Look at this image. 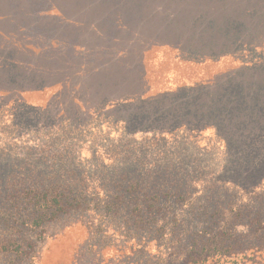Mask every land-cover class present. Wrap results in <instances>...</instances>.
Listing matches in <instances>:
<instances>
[{"label": "rangeland", "instance_id": "374dc122", "mask_svg": "<svg viewBox=\"0 0 264 264\" xmlns=\"http://www.w3.org/2000/svg\"><path fill=\"white\" fill-rule=\"evenodd\" d=\"M79 1L86 7L70 10L71 69L80 60L107 72L69 73L36 98L1 81L0 158L36 169L46 156L70 166L56 171L61 180L76 182L70 170L85 162L100 176L106 159L175 207L162 210L165 233L141 234V251L131 248L139 240L127 237L128 226L116 220L92 232L86 212L42 233L0 224V244H38L33 264H264V0H69ZM104 74L114 86L90 88ZM105 95L112 101L98 104ZM203 243L233 244L232 253L190 263L189 244Z\"/></svg>", "mask_w": 264, "mask_h": 264}, {"label": "trees", "instance_id": "16d2710c", "mask_svg": "<svg viewBox=\"0 0 264 264\" xmlns=\"http://www.w3.org/2000/svg\"><path fill=\"white\" fill-rule=\"evenodd\" d=\"M108 72L113 71L109 70ZM82 73L86 72L75 74ZM102 76L106 82L100 79L93 80L95 82L91 83L90 88L100 90L102 88L110 89L109 86H114L111 75L104 74ZM11 81L16 82L13 79ZM19 94L23 97L29 96L20 90ZM36 96L31 97L36 98ZM105 96H107L105 100L99 98L97 103L109 104L112 100L108 95ZM129 102H133V99H130ZM36 103L35 100L28 102L33 106ZM45 157L37 158L42 161H36L38 162L34 165L36 169L28 166L29 164L20 168L17 162L0 158V162L6 163L2 167L3 173L0 176L4 182L6 181V188L2 190L3 192L0 191V217L2 218L0 224L10 229L9 231H13L11 229L18 230L22 225L28 224L34 229L33 232L42 229L40 230L42 233L43 227L50 222L69 216L73 212H86L93 217V221L89 224L92 232L102 230L105 222L115 225L114 221L116 220H119L124 226H128L127 237L139 240L136 244H131V248L139 251L147 248V244H141L143 242L142 233H165L162 210L168 203L162 201L163 194L159 187L153 189L152 194H149L143 178L129 180L127 174L113 170L114 167L111 164H104L106 159H103L102 165H100L104 167L101 170L103 175L97 176L94 164H92V170L83 169L82 167H87V163L84 162L79 165L82 169L80 173L74 170H70L68 173L72 176L80 175L78 182L69 179L64 181L61 178H64L65 175L59 174L60 172L56 173V171H62L70 166L67 165L62 169V165L58 166L59 164L49 165ZM62 158L65 159V162L71 161L68 156L66 159L63 154ZM29 163L32 162L29 161ZM52 170H55V173L51 172ZM34 171L42 174L40 180L32 183L33 178L23 179V176L33 177ZM104 176H107V179H100ZM127 179L128 181H126ZM22 181L25 186L19 188ZM187 206L189 207V204ZM173 207L175 204L167 206L169 209ZM110 229L109 227L108 230ZM113 230L114 233L119 232V228H113ZM172 231L174 230H171L170 233ZM223 239V234L216 237L217 242L223 243ZM37 246L38 244H0V256L5 260L3 264H33ZM231 247L233 248V244H189L186 250L187 260L190 263L204 261L205 257L212 253L211 251L231 255ZM247 250L249 249L242 250L240 253H245L244 255L247 257ZM257 251L258 249L254 252Z\"/></svg>", "mask_w": 264, "mask_h": 264}, {"label": "crops", "instance_id": "0c3cea01", "mask_svg": "<svg viewBox=\"0 0 264 264\" xmlns=\"http://www.w3.org/2000/svg\"><path fill=\"white\" fill-rule=\"evenodd\" d=\"M145 6L143 1L141 8ZM85 7V2L71 5L69 0H0V82L13 79L17 89L36 96L69 80V73L104 71L89 70L87 62L80 60L71 69V56L75 55L70 49L71 25L75 24L70 10ZM72 50L79 48L72 46ZM106 53L109 58L113 55Z\"/></svg>", "mask_w": 264, "mask_h": 264}]
</instances>
